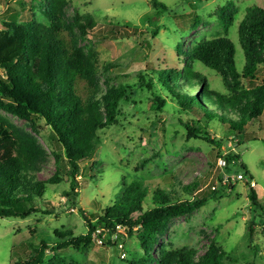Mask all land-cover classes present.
Returning a JSON list of instances; mask_svg holds the SVG:
<instances>
[{"label":"rangeland","instance_id":"rangeland-1","mask_svg":"<svg viewBox=\"0 0 264 264\" xmlns=\"http://www.w3.org/2000/svg\"><path fill=\"white\" fill-rule=\"evenodd\" d=\"M158 1L166 6L165 10L156 8L153 0H66L63 11L67 22H73L77 14H91L96 21L95 27L80 37L79 44L97 53L101 91L107 89L106 80L111 86H129V101L121 102L118 123L100 131L101 143L93 157L81 164L78 187L74 190L65 175V161L57 162L55 137L44 120L34 119L36 132L28 122L0 111L2 117L18 128L31 132L46 151L37 172L39 179L47 181L57 168L63 178L59 184L47 185L44 198L37 200L40 212L26 219H0V264L32 259L41 241L49 246L45 260L57 254L67 264H131L134 253H141L137 230L124 239L122 247L106 245L104 238L100 243L98 232L84 251L70 247L54 252L52 247L54 231L86 235L89 222L118 202L124 185L134 180L149 190L145 208L152 206L149 198L156 188L171 194L175 201L219 190L218 199L212 198L195 213L171 221L160 239L168 248L190 247L202 255L213 241L229 256L227 264H264V110L261 118L249 123L240 137L234 136L237 133L230 131L229 125L218 117L208 121L206 130L215 138L226 140L220 148L201 139L188 141L183 123L198 125V118L182 110L177 113L176 102L169 99L168 89L159 85L157 74L152 72L165 67L182 69L185 54L198 41L219 36H227L234 42L236 66L241 71L245 57L238 27L247 8L257 5L264 9V0ZM40 4L48 2L0 0V29L13 18L48 24L40 12ZM224 7L229 8L226 18L234 14L227 32L220 17ZM196 69L208 77L213 89L226 90L214 70L201 62L196 63ZM141 75L146 82L154 77L155 89L166 99L163 111L156 108L153 90L140 85ZM263 79L264 65H260L257 78L245 81V87L260 85ZM229 153L239 154L241 160L236 165L219 168L218 159ZM239 174L244 179L226 184L227 190L219 187V176L236 178ZM195 183L197 190L188 193L185 188ZM250 185L257 193V206L249 199ZM249 226L253 229L252 236ZM114 241L116 237L112 238Z\"/></svg>","mask_w":264,"mask_h":264},{"label":"trees","instance_id":"trees-1","mask_svg":"<svg viewBox=\"0 0 264 264\" xmlns=\"http://www.w3.org/2000/svg\"><path fill=\"white\" fill-rule=\"evenodd\" d=\"M47 2V5L40 4L39 9L48 24L19 22L13 18L4 22L0 29V70L3 71L0 111L28 122L36 132L38 126L34 119L44 120L55 137L57 162L65 161V175L74 190L78 187L81 164L93 157L101 143L100 131L118 123L120 104L129 101L127 89L130 87L123 84L111 86L106 80L107 89L101 91L97 53L92 49L85 50L79 44L80 37H85L95 27L94 17L77 14L69 23L64 19L66 0ZM153 4L156 8L166 9L158 0H153ZM227 9L220 10L226 32L234 19L232 13L226 18ZM155 33L156 30L153 36ZM238 38L245 57L241 71L236 66V46L227 36L198 41L185 54L187 59L182 69L152 70L157 74L159 85L168 89L169 99L176 102L177 113L181 110L185 114L189 112L198 118L200 124L204 122L203 126L182 122L188 141L201 139L220 148L226 140L215 138L206 130L208 121L218 117L220 122L229 125L230 131L237 133L234 136L240 137L247 131L249 123L263 115L264 79L253 87L247 88L244 84L245 81H254L260 65H264L262 7L247 8L238 27ZM197 62L222 78L224 92L211 87L208 77L196 69ZM140 81L142 87L153 90L156 108L163 111L166 99L155 89L154 77L146 82L141 75ZM236 143L241 144L240 141ZM45 156L46 151L31 132L18 128L0 115V219H26L40 212L37 200L44 198L47 185L63 181L60 168L47 181L39 179L37 172ZM224 157L227 167L241 160L236 153ZM218 181L220 188L228 189V185L222 184V176ZM185 189L194 193L197 184ZM218 192L175 201L171 194L156 188L149 198L152 206L145 208L149 190L134 180L128 186L124 185L118 202L89 222L86 235L54 231L52 249L57 252L73 247L84 251L92 245L93 234L98 231L97 237L104 238L106 245L122 247L124 239L132 237L137 230L141 253H134L131 264H227L229 256L213 241L202 255H198L194 248L171 249L160 241L172 220L200 210L210 199H218ZM248 196L252 205L257 206L259 199L253 185H250ZM249 232L252 236L251 226ZM113 237L116 241L112 243ZM48 249L47 242L41 241L32 259L16 264H67L57 254L45 260Z\"/></svg>","mask_w":264,"mask_h":264},{"label":"built area","instance_id":"built-area-1","mask_svg":"<svg viewBox=\"0 0 264 264\" xmlns=\"http://www.w3.org/2000/svg\"><path fill=\"white\" fill-rule=\"evenodd\" d=\"M224 156L220 157L218 159V163H217L218 167L222 168V169L227 167V161H226ZM242 179H244L242 174L237 175L236 178H234L233 176H225L224 175L222 177V184L226 185V184H228L230 182L241 181ZM218 184H219V181H218ZM98 233H99V231H98ZM100 243H103L102 239L100 240Z\"/></svg>","mask_w":264,"mask_h":264}]
</instances>
